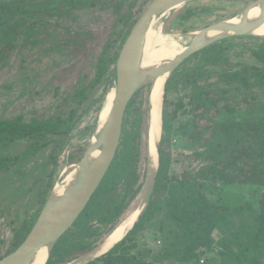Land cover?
<instances>
[{
  "label": "trees",
  "instance_id": "trees-1",
  "mask_svg": "<svg viewBox=\"0 0 264 264\" xmlns=\"http://www.w3.org/2000/svg\"><path fill=\"white\" fill-rule=\"evenodd\" d=\"M138 1L110 0L107 4L114 20L96 53L93 76L70 96L67 110L30 123H23L19 117L0 119V144L28 141L13 158L0 156V170L51 144L60 146L61 151L72 128L89 110L82 105L94 97L97 85L105 79L102 91L91 101L100 111L122 44L144 10L143 6L135 10ZM93 6V1L86 0L0 2V61L18 45L33 49L44 40L48 45L27 67L50 53L63 57L62 51L76 40L56 38L52 34L58 31L55 27L69 33L70 26L61 27L60 23L76 21V11ZM42 34L49 39L41 38ZM71 35L82 41L94 38L82 28ZM243 38H253L254 45L247 46L249 40L239 43ZM244 51L253 63L239 58ZM142 90L134 94L125 109L120 143L109 169L84 210L53 246L46 264L71 261L93 248L129 213L141 194L144 172L139 170L140 149L146 144L141 134L145 111L144 100L139 99ZM174 137L189 142L186 154L172 155ZM57 154L38 197L37 213L14 230L0 258L13 251L34 224L59 166ZM185 158L199 166L169 175L171 163ZM208 180L264 186V36L224 38L192 54L171 73L164 88L159 168L149 205L119 243L89 263L165 264L171 258L191 262L202 256L199 249L205 246L218 253L221 264H264V192L259 200L260 211L247 219L243 206L233 208L210 201L201 187ZM160 214L170 227L167 242L151 259L133 253L137 247L133 236ZM215 230L221 233L217 241L213 238Z\"/></svg>",
  "mask_w": 264,
  "mask_h": 264
},
{
  "label": "rangeland",
  "instance_id": "rangeland-1",
  "mask_svg": "<svg viewBox=\"0 0 264 264\" xmlns=\"http://www.w3.org/2000/svg\"><path fill=\"white\" fill-rule=\"evenodd\" d=\"M11 1L13 0H0V2ZM26 1L37 3L43 0ZM86 1H93L95 6L76 11L77 13H74L73 16H78V18L74 22L67 20L60 23L61 27H65L67 24L70 26L69 33L56 27L54 30L58 31L52 33L56 38L78 40L68 44L67 48L62 51L63 57L56 53H50L44 57L41 56L38 62L31 65L34 70H31V66L27 67L33 59L42 54L43 49L46 48L44 46L48 45V42L44 40L33 49L18 45L14 51L9 53L8 57L0 61V119L19 117L23 123H30L32 120H42L53 113L61 112V110L65 111L68 105H71L70 96L77 87L85 86L90 82L96 53L114 19L107 9L110 0ZM149 1L139 0L135 10L140 6L145 8ZM251 1L191 0L187 2V5L184 4L169 11L167 17L156 19L155 23L159 24L162 21L164 32L179 34L189 42L201 28L238 14ZM190 7L193 8L188 10ZM79 26L82 30L89 31V34L94 38L82 41L81 38L72 37L71 34L76 30H81ZM184 28L186 30H183ZM48 30L52 31L53 29L48 28ZM40 37L49 39L45 34ZM244 40H249L246 42L247 46L254 45L253 38H243V40H239V43H244ZM237 50L239 51L241 48ZM239 58L253 63V58L247 51H244L242 57ZM114 78L115 75H113L109 89ZM104 83L105 79L97 85L94 97L100 94ZM148 92L149 84L147 83L139 95V99L144 100L142 109L145 111L141 122V134H143L144 140H146L148 129ZM171 96L177 97V94ZM93 98L88 99L82 105V108L89 107V110L72 128L69 136L63 142L61 151H59L60 146L51 144L38 153H31L27 157L20 158L10 168L4 171L0 170V253L9 246L14 230L37 213L39 209L38 197L48 179L53 163L56 161V152L58 153L59 166L54 173V181L47 197L54 185L63 180L83 156L95 131L99 114L97 105L91 104ZM27 142L26 139H20L9 144H0V156L13 158L26 147ZM188 144L189 142L185 138L174 137L171 141L172 155L179 157L186 154ZM140 151L139 167L141 169L139 170L144 172L145 183L148 171L147 143ZM198 166L199 163L191 161L189 158H185L182 162L173 161L169 168V175H177L186 169L195 170ZM201 187L204 195L212 202L233 208L243 206L246 209L245 217L247 219L260 211L259 200L264 192V186L208 180L202 182ZM142 192L132 204L129 213L139 205ZM98 225L100 226V224ZM168 230L170 227L167 225L166 219L162 214L158 215L133 236L137 247L132 252L142 253L151 259L167 242ZM220 236L219 231L213 232L215 241L219 240ZM200 250L203 251L202 256L191 262H181L171 258L165 264H221V257L211 247L204 246ZM89 264L98 263L94 261Z\"/></svg>",
  "mask_w": 264,
  "mask_h": 264
},
{
  "label": "water",
  "instance_id": "water-1",
  "mask_svg": "<svg viewBox=\"0 0 264 264\" xmlns=\"http://www.w3.org/2000/svg\"><path fill=\"white\" fill-rule=\"evenodd\" d=\"M188 1L190 0H150L146 5L119 51L114 68V94L110 109L103 118L102 112H99L95 131L83 156L68 175L54 185L24 240L13 251L1 257L0 264H34L42 249H46L43 264L47 263L53 246L84 210L109 169L120 143L125 109L134 94L148 83V171L140 203L134 209L135 216L128 220L127 215L93 248L65 264H88L99 258L119 243L142 218L149 205L159 168L163 95L168 77L186 58L224 38L264 36L256 34L264 25V0H252L238 14L198 30L178 54L143 67L144 48L150 26L166 12ZM163 75H166V79L161 97L160 122L156 128L152 116V93L158 78Z\"/></svg>",
  "mask_w": 264,
  "mask_h": 264
},
{
  "label": "bare ground",
  "instance_id": "bare-ground-1",
  "mask_svg": "<svg viewBox=\"0 0 264 264\" xmlns=\"http://www.w3.org/2000/svg\"><path fill=\"white\" fill-rule=\"evenodd\" d=\"M177 11V10H176ZM168 12H166L162 17L165 18L168 16ZM171 16V15H170ZM169 19V18H168ZM235 20V19H234ZM163 22L161 21L159 24H152L148 30L146 44L144 48L142 66L148 67L155 63H158L160 60L165 58H171L174 55L178 54L185 48V44L187 40L179 35V34H169L164 32ZM258 35H264V25L256 31ZM166 79V75H163L158 78V82L153 90L152 93V116L153 121L156 124V128L159 126L160 122V110H161V97L163 92V86ZM114 94V87L107 92L100 111L101 117L103 118L106 115V111L110 109L111 100ZM147 143V137H146ZM151 143H152V136H151ZM152 146V145H151ZM135 209V208H134ZM132 210L134 212H130L128 214V220H132L135 216L136 210ZM46 258V249H42L38 252L34 264H43Z\"/></svg>",
  "mask_w": 264,
  "mask_h": 264
}]
</instances>
